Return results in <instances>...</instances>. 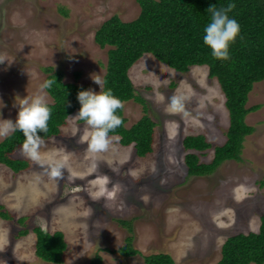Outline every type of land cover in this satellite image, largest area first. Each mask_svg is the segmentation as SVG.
<instances>
[{
    "label": "rangeland",
    "instance_id": "rangeland-1",
    "mask_svg": "<svg viewBox=\"0 0 264 264\" xmlns=\"http://www.w3.org/2000/svg\"><path fill=\"white\" fill-rule=\"evenodd\" d=\"M139 11L137 0H0V119L15 120L16 100L37 91L45 67L61 69L64 82L99 91L92 75L103 79L108 48L96 44L95 30L112 14L129 21ZM129 76L156 123L152 152L138 157L116 135H110L107 151L91 152L88 126L73 113L41 149L45 156L66 158L62 178H50L36 163L15 175L0 164V204L11 215L0 217V264H49L34 253L35 226L63 231L62 264H88L95 254L102 264H145L141 255L111 251L129 235L118 219L132 223L135 248L170 253L177 264H213L228 236L258 230L264 215V80L248 94L247 106L260 107L246 116L254 131L244 140L241 160L193 176L184 163V136L200 133L212 144L197 152L202 162L226 138L229 117L219 83L204 65L180 73L150 53L133 64ZM179 92L188 97L185 112L166 111L168 97ZM123 104L128 127L142 107L133 100ZM16 156L27 157L21 149ZM23 229L28 232L20 235Z\"/></svg>",
    "mask_w": 264,
    "mask_h": 264
},
{
    "label": "trees",
    "instance_id": "trees-1",
    "mask_svg": "<svg viewBox=\"0 0 264 264\" xmlns=\"http://www.w3.org/2000/svg\"><path fill=\"white\" fill-rule=\"evenodd\" d=\"M140 11L129 20H122L117 14L105 19L95 30L94 40L100 48H108L104 89H111L123 103L133 100L142 107V115L130 126H126L123 108L118 109L123 123L110 133L118 136L123 146L133 145L135 154L144 157L153 150L155 121L151 118L145 98L138 93L129 71L143 54L150 53L158 61L183 73L190 66L204 65L208 76L215 78L224 94L228 110L229 124L225 141L215 145L213 157L202 162L197 152L212 147L203 134H187L182 142L188 150L184 163L188 175L210 174L225 160H241L246 136L254 131V126L246 122V116L260 107V104L247 106L248 94L253 84L264 80V0H137ZM233 3L229 13L240 24V35L230 45V59L219 60L211 55L210 48L203 43V28L210 20L207 8L211 4L220 7ZM66 14V10L61 9ZM45 67V79H56L48 90L49 102L53 109L48 121V131L41 133L43 139L60 135L67 125L68 117L80 107L77 92L85 85L64 82L63 71ZM78 76V73H75ZM78 122H83L79 121ZM23 134L16 131L0 140V164L6 166L13 175L34 166L27 157H18ZM0 217L9 219L8 210L0 204ZM25 216L20 218V221ZM126 227L129 235L124 244L112 249L123 256L141 255L145 264H177L170 253L143 254L132 245V223L117 220ZM36 236L35 254L49 264H62L67 241L62 230L47 232L39 226L33 227ZM28 229L19 232L24 235ZM220 258L213 264H264V215L260 216L257 231L239 232L228 236L221 245ZM88 264H102L99 254H95Z\"/></svg>",
    "mask_w": 264,
    "mask_h": 264
},
{
    "label": "clouds",
    "instance_id": "clouds-1",
    "mask_svg": "<svg viewBox=\"0 0 264 264\" xmlns=\"http://www.w3.org/2000/svg\"><path fill=\"white\" fill-rule=\"evenodd\" d=\"M233 8L234 4L231 2L220 7L211 4L207 8L210 20L203 28V43L210 48L212 57L222 61L230 59V45L235 43L240 35V24L229 15ZM92 79L99 85L100 90L81 88L77 92L80 107L72 117L88 126L89 131L85 140L89 151L101 153L107 151L112 144L110 133L123 123L117 110L122 109L124 104L111 89L103 88L105 81L99 75L95 77L92 75ZM55 83L56 79H44L38 84L36 92L16 100L18 105L16 118L0 119V137H7L16 131L22 132L24 137L21 144L22 153L45 168L50 178L59 179L67 168L66 158L58 153L45 156L41 151L45 146L41 133L48 131V121L53 111L47 98L48 90ZM187 99L183 92L171 95L168 97L166 111L173 114L184 113ZM0 107H3L2 102Z\"/></svg>",
    "mask_w": 264,
    "mask_h": 264
},
{
    "label": "bare ground",
    "instance_id": "bare-ground-1",
    "mask_svg": "<svg viewBox=\"0 0 264 264\" xmlns=\"http://www.w3.org/2000/svg\"><path fill=\"white\" fill-rule=\"evenodd\" d=\"M25 54V53H24ZM73 73V72H72Z\"/></svg>",
    "mask_w": 264,
    "mask_h": 264
},
{
    "label": "crops",
    "instance_id": "crops-1",
    "mask_svg": "<svg viewBox=\"0 0 264 264\" xmlns=\"http://www.w3.org/2000/svg\"><path fill=\"white\" fill-rule=\"evenodd\" d=\"M173 257V256H172Z\"/></svg>",
    "mask_w": 264,
    "mask_h": 264
}]
</instances>
